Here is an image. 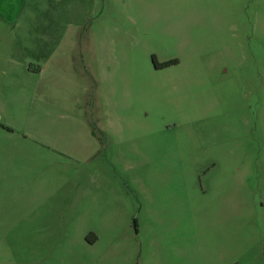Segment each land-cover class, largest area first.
<instances>
[{"label": "rangeland", "instance_id": "obj_1", "mask_svg": "<svg viewBox=\"0 0 264 264\" xmlns=\"http://www.w3.org/2000/svg\"><path fill=\"white\" fill-rule=\"evenodd\" d=\"M45 1L83 27L0 64V264H264V0Z\"/></svg>", "mask_w": 264, "mask_h": 264}, {"label": "crops", "instance_id": "obj_2", "mask_svg": "<svg viewBox=\"0 0 264 264\" xmlns=\"http://www.w3.org/2000/svg\"><path fill=\"white\" fill-rule=\"evenodd\" d=\"M48 2L45 0H0V64L7 66V63L15 62V56L26 52L31 57H55L54 52H67L75 56L78 52V35L83 23H68V28L76 26L75 34L72 36L73 47H66L64 38L59 29L62 22L61 17L57 19L52 14V19L46 20L48 13ZM50 8V7H49ZM67 9V8H66ZM68 10V9H67ZM2 27V29H1ZM37 28L35 35L34 31ZM65 46V48H64ZM6 55V57H5ZM2 69V68H1ZM42 67L26 71L29 74H39ZM34 71V72H33ZM0 84L7 81L9 75L6 69L1 70ZM5 78V79H4Z\"/></svg>", "mask_w": 264, "mask_h": 264}, {"label": "trees", "instance_id": "obj_3", "mask_svg": "<svg viewBox=\"0 0 264 264\" xmlns=\"http://www.w3.org/2000/svg\"><path fill=\"white\" fill-rule=\"evenodd\" d=\"M175 62V61H174ZM173 62H171V63H167V64H165V65H163L162 64V66H168L169 64H172ZM161 66V65H160ZM156 67H159V65L156 63ZM3 127V126H2Z\"/></svg>", "mask_w": 264, "mask_h": 264}]
</instances>
